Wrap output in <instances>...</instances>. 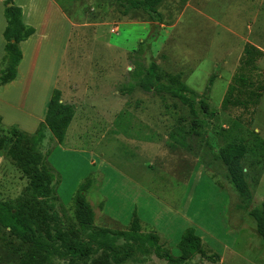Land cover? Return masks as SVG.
<instances>
[{
	"label": "rangeland",
	"instance_id": "1",
	"mask_svg": "<svg viewBox=\"0 0 264 264\" xmlns=\"http://www.w3.org/2000/svg\"><path fill=\"white\" fill-rule=\"evenodd\" d=\"M54 2L71 27L64 69L87 70L91 78L84 80V95L102 91L105 101L113 100L111 109L98 113V123L84 130L71 125L62 144L45 131L38 148L55 177L54 206L64 226L75 224L74 198L89 182L84 197L95 229L124 231L136 218L143 233L156 234L177 258V244L191 228L202 252L182 264H264V239L250 212L239 208L217 158L231 141L247 146L242 166L253 196L250 210H263L264 0H164L157 7L159 22L139 9L124 16L114 0ZM47 45L39 51L37 79L48 56L61 61L60 42ZM150 60L156 62L161 82L176 78L198 97L212 79L207 102L214 115L204 136L190 134L189 113L177 100L138 87L131 72L143 71ZM81 80L79 88L85 83ZM39 85L34 81L29 94L42 95ZM230 87L234 104L224 109ZM4 108L0 106L3 130L26 119L6 116ZM27 192L28 180L0 151V201L16 202ZM24 251L0 227V264H20ZM51 264L67 262L53 258ZM122 264L168 263L153 253L136 252Z\"/></svg>",
	"mask_w": 264,
	"mask_h": 264
},
{
	"label": "trees",
	"instance_id": "2",
	"mask_svg": "<svg viewBox=\"0 0 264 264\" xmlns=\"http://www.w3.org/2000/svg\"><path fill=\"white\" fill-rule=\"evenodd\" d=\"M114 1L121 7L124 16L129 10L139 9L151 21H160L157 7L164 0ZM3 15L6 27L2 34L5 46L1 61L3 67L0 69V88L15 80L17 67L22 59L19 44L35 32L22 22L21 9L12 0L4 1ZM157 71L156 62L150 60L143 71L134 69L131 75L137 77V85L143 91L166 94L186 107L190 116V134L194 137L204 136L207 122L214 115L207 102L212 79L206 91L198 97L176 78H170L167 83L161 82ZM239 79L244 83L242 78ZM233 92L234 87H230L227 97L222 101V108L226 109L234 104ZM73 116L74 107L61 103V93L54 89L46 106L44 121L34 134L28 135L15 126L3 130L0 118V151L28 180L26 197L16 202L0 201V227L25 247L20 264H51L53 258L67 264H122L136 252L153 253L168 264H182L201 254V240L191 228L185 230L177 244V258L172 257L159 244L156 234L143 233L136 218L124 231L95 229L93 210L84 197L89 182L81 186L74 198L75 224L64 226L54 206L55 177L46 166L38 148L45 140V131L58 144H62ZM247 151V146L242 141H231L219 149L217 158L226 168L227 176L240 200L239 208L250 212L255 220L257 234L264 239V209L250 210L253 196L242 166ZM96 255L98 258L92 259Z\"/></svg>",
	"mask_w": 264,
	"mask_h": 264
},
{
	"label": "crops",
	"instance_id": "3",
	"mask_svg": "<svg viewBox=\"0 0 264 264\" xmlns=\"http://www.w3.org/2000/svg\"><path fill=\"white\" fill-rule=\"evenodd\" d=\"M4 1L0 0V62L4 57L5 46L2 36L6 27L3 15ZM12 2L21 9L22 22L26 26L33 28L35 32L26 41L19 44L22 59L17 67L16 78L5 85L2 88L3 92L0 93V106H6L4 114L6 116H13L14 114L25 115L26 119H17L16 123L18 124L15 125H18V129L21 128L19 129L20 131L31 129L32 132H23L32 135L40 124L43 123L47 103L52 91L58 87L61 93V103L74 107V116L68 129L74 124L77 129L84 130L90 127L88 126L89 124L98 123L97 116L104 114L106 109H111L113 107V100L105 101L102 91H99L93 97L92 95H84L85 87L88 83L85 81L87 79L89 81V78H91L86 73L87 70L74 69L66 71L64 69L63 55L67 46V35L71 31L66 15L54 0H23L20 2L12 0ZM56 42H60L58 49H60L61 61H55L53 59L54 55L52 58L48 56L47 60L44 61L46 70L43 72L42 78L37 79L35 65L41 55L39 51L45 47V44H48V47L49 43H52L51 47H56ZM50 65H52V69L50 70L49 77L48 69ZM75 79H78L77 82ZM79 79L85 82L81 84L82 88L78 86ZM37 80H39V88L43 90L44 87L43 94L35 93L31 95L29 94V90L32 88L34 81ZM12 110H16L15 113Z\"/></svg>",
	"mask_w": 264,
	"mask_h": 264
},
{
	"label": "water",
	"instance_id": "4",
	"mask_svg": "<svg viewBox=\"0 0 264 264\" xmlns=\"http://www.w3.org/2000/svg\"><path fill=\"white\" fill-rule=\"evenodd\" d=\"M9 6H11V5H9Z\"/></svg>",
	"mask_w": 264,
	"mask_h": 264
}]
</instances>
